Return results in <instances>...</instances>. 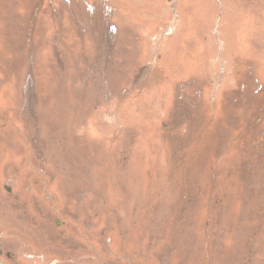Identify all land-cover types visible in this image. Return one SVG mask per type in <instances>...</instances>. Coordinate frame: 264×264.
<instances>
[{
    "label": "rangeland",
    "instance_id": "rangeland-1",
    "mask_svg": "<svg viewBox=\"0 0 264 264\" xmlns=\"http://www.w3.org/2000/svg\"><path fill=\"white\" fill-rule=\"evenodd\" d=\"M0 261L264 264V0H0Z\"/></svg>",
    "mask_w": 264,
    "mask_h": 264
},
{
    "label": "flooded vegetation",
    "instance_id": "flooded-vegetation-1",
    "mask_svg": "<svg viewBox=\"0 0 264 264\" xmlns=\"http://www.w3.org/2000/svg\"><path fill=\"white\" fill-rule=\"evenodd\" d=\"M0 263H2V261H0ZM2 264H5V263H2Z\"/></svg>",
    "mask_w": 264,
    "mask_h": 264
},
{
    "label": "water",
    "instance_id": "water-1",
    "mask_svg": "<svg viewBox=\"0 0 264 264\" xmlns=\"http://www.w3.org/2000/svg\"><path fill=\"white\" fill-rule=\"evenodd\" d=\"M0 264H2V263H0Z\"/></svg>",
    "mask_w": 264,
    "mask_h": 264
}]
</instances>
